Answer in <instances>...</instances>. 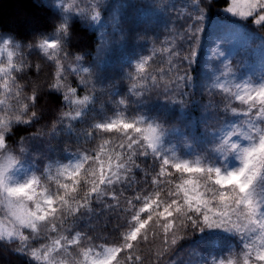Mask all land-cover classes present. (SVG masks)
<instances>
[{"label": "snow or ice", "instance_id": "obj_1", "mask_svg": "<svg viewBox=\"0 0 264 264\" xmlns=\"http://www.w3.org/2000/svg\"><path fill=\"white\" fill-rule=\"evenodd\" d=\"M42 6L55 10L50 32L27 44L0 35V252L21 264H264V0L138 10L166 34L153 30L147 52L128 61L126 89L103 58L126 41L124 4ZM213 15L223 22L209 30ZM89 33L96 55L86 63L70 49ZM129 36L147 42L149 32ZM50 94L61 107L36 128ZM175 106L200 119L169 125L161 117ZM106 214L112 242L92 226Z\"/></svg>", "mask_w": 264, "mask_h": 264}, {"label": "trees", "instance_id": "obj_2", "mask_svg": "<svg viewBox=\"0 0 264 264\" xmlns=\"http://www.w3.org/2000/svg\"><path fill=\"white\" fill-rule=\"evenodd\" d=\"M50 3L51 0H48ZM108 2H112V0H108ZM168 0H116L118 4H124L126 7L124 9V19L123 21H118L121 23V26L124 29V33L126 36V41L123 47L118 48L115 51H110L106 55L107 67L109 70V75L112 77L111 82H115L118 88L126 89L127 80L124 79L129 68L127 67L128 61L134 59L136 56L146 53L147 48L141 47L145 43L151 42L154 39L151 34L154 30L155 36L160 37L161 39L166 34L164 31L163 22L157 26L156 20L153 18L150 20L148 25L143 23L144 17L138 14V10L143 9L145 11L148 10L147 6H152V12L155 13L156 9H162V4H166ZM44 0H0V35L12 36L25 44L29 42H34L37 37L41 33H48L52 30V25L54 23L53 16L55 14V10L50 7L42 6ZM128 5H135V7H127ZM223 5V0H219V6ZM156 10V11H155ZM219 11V7L213 9V13ZM220 16H223V12L219 13ZM167 14H165L166 18ZM219 17L216 15L212 16L210 22L207 23V27L211 30L212 26L217 23H222ZM136 29H140L139 32H136ZM148 31V41L146 42L144 39H133L129 36H139L142 32ZM263 34V33H262ZM89 36H93V40H89L87 36L81 34V38L74 41L76 47L70 49L72 53H76L80 51L82 54L86 56V63L88 62V56L90 54L91 57H95L96 53L94 51L95 48V34L89 33ZM208 41L207 37L205 38V47L207 48ZM251 47H255L252 45ZM24 55L28 56L30 62L34 65L36 63H41V58L36 54L35 50L31 53L27 49H24ZM203 60V57L201 58ZM239 59V57H237ZM195 67V66H194ZM50 69L45 64L43 65L41 72V79L46 81L49 75ZM193 76H198V72H193ZM25 80L36 79V74L34 70L28 73L24 78ZM75 77H69V82L73 83L75 86ZM23 82V81H22ZM57 94L45 95L42 101L41 111L44 115V119L41 120L39 124L35 127L39 128L51 123L53 119L60 109L61 105L55 98ZM99 100L103 103L108 100L106 93L98 92L97 93ZM199 99V96H197ZM157 101L155 97L149 98L147 102V106L151 107L155 105ZM163 103V100L160 101ZM184 112L187 114L185 117H181V112L179 106H175L174 110L167 115L166 117H161L166 120L169 125L182 126L185 121L190 118L193 121L200 119V111L197 109L193 111L191 107L185 109ZM35 131V128H33ZM200 132H203V128L201 127ZM26 134L24 129H20L17 135ZM16 137H13L15 139ZM56 146V145H54ZM111 220V223L109 222ZM115 225V221L109 215H104L100 218V220H93V228L96 230V234H102L104 236L110 237L109 242L115 239V234L113 232ZM106 228V230H104ZM198 235V234H197ZM195 239V237H193ZM182 244L186 245L189 241H182ZM201 255H205L203 249H197ZM191 249L185 248L184 252L181 253V256L184 260L189 257ZM22 258H18L13 256L11 253H3L0 252V264H21Z\"/></svg>", "mask_w": 264, "mask_h": 264}, {"label": "rangeland", "instance_id": "obj_3", "mask_svg": "<svg viewBox=\"0 0 264 264\" xmlns=\"http://www.w3.org/2000/svg\"><path fill=\"white\" fill-rule=\"evenodd\" d=\"M156 10H158V9H156ZM156 10H155V11H156ZM159 10L162 11V9H159ZM263 34H264V33H263ZM103 58L105 59L106 57H103ZM188 258H189V257H187V259H188ZM198 258H199V257H196V259H198ZM187 259H186V260H187Z\"/></svg>", "mask_w": 264, "mask_h": 264}]
</instances>
